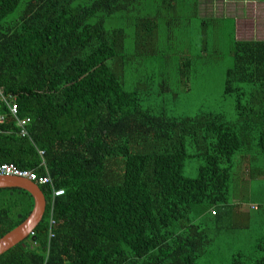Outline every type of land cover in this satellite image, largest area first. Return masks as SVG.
Instances as JSON below:
<instances>
[{"label": "trees", "instance_id": "obj_1", "mask_svg": "<svg viewBox=\"0 0 264 264\" xmlns=\"http://www.w3.org/2000/svg\"><path fill=\"white\" fill-rule=\"evenodd\" d=\"M183 2L27 0L14 16L20 0H0V89L29 118L22 138L0 101V164L52 180L43 218L0 264H264V41L234 39L222 87L233 115L175 117L143 105L141 80L125 88ZM112 17L122 25L106 27ZM191 64L178 59L179 80ZM33 205L0 188V238Z\"/></svg>", "mask_w": 264, "mask_h": 264}, {"label": "rangeland", "instance_id": "obj_2", "mask_svg": "<svg viewBox=\"0 0 264 264\" xmlns=\"http://www.w3.org/2000/svg\"><path fill=\"white\" fill-rule=\"evenodd\" d=\"M200 1L204 10L212 2V0ZM26 2L27 0H20L13 13L14 16L24 8ZM192 2L193 0H185L178 11L171 15L174 19L169 25H166L164 18L159 19V29L152 44L153 52H145L143 60L130 69L125 77V88L129 89L136 80H141L148 93V96L143 99V105L154 106V108L162 105L169 115L175 117H192L200 112H222L227 116L233 115L232 99H223L222 95L225 72L231 66L230 52L234 42L233 29L228 20L230 17L224 13L216 16L215 11H211L208 17L202 16L200 19L204 22L203 24L199 18L192 15L191 10L193 13L195 11ZM218 4L221 6V1ZM154 10L153 5L147 4L139 14H151ZM207 11L209 12V8ZM205 12L203 15L208 14ZM117 19L119 21V17L109 18L105 26H121L122 23L117 22ZM126 33L125 48L126 52L131 54L134 47L132 30L126 28ZM180 58L192 61L188 68L190 75L187 79H178L177 61ZM163 76L168 77V93L156 96L155 91L160 89L159 84ZM146 77L151 78L145 81ZM11 101L16 103L13 98ZM196 167V162L190 160L184 175L190 178L195 177ZM44 172L46 175L47 170L44 169ZM30 182L39 189L40 186L51 188L50 185ZM51 197L53 200L56 198L53 192Z\"/></svg>", "mask_w": 264, "mask_h": 264}, {"label": "crops", "instance_id": "obj_3", "mask_svg": "<svg viewBox=\"0 0 264 264\" xmlns=\"http://www.w3.org/2000/svg\"><path fill=\"white\" fill-rule=\"evenodd\" d=\"M197 2L195 13L199 19L208 17L211 11H215L216 16L220 13L229 16L235 40L264 41V0H212L205 7L206 12L201 1ZM204 12L208 14L203 15Z\"/></svg>", "mask_w": 264, "mask_h": 264}, {"label": "water", "instance_id": "obj_4", "mask_svg": "<svg viewBox=\"0 0 264 264\" xmlns=\"http://www.w3.org/2000/svg\"><path fill=\"white\" fill-rule=\"evenodd\" d=\"M0 188H19L33 199V209L17 227L0 238V255L26 240L44 216L46 201L43 193L34 183L17 177H0Z\"/></svg>", "mask_w": 264, "mask_h": 264}, {"label": "built area", "instance_id": "obj_5", "mask_svg": "<svg viewBox=\"0 0 264 264\" xmlns=\"http://www.w3.org/2000/svg\"><path fill=\"white\" fill-rule=\"evenodd\" d=\"M11 97H7L3 95V93L0 90V101L5 104L6 108L8 109V112L10 116L16 121V126L19 129L18 135L22 138L27 137L28 133L26 130V125L29 123V118L20 119L18 117V107L17 104L11 101ZM6 122V119L4 116L0 115V135H2V125H4ZM0 176L5 177H19V178H25L30 181L37 182L41 185H50L52 186L51 178L46 175L38 176L36 173L28 170H23L16 168L13 164H0ZM63 194L62 190H55L53 191V196L58 197Z\"/></svg>", "mask_w": 264, "mask_h": 264}, {"label": "bare ground", "instance_id": "obj_6", "mask_svg": "<svg viewBox=\"0 0 264 264\" xmlns=\"http://www.w3.org/2000/svg\"><path fill=\"white\" fill-rule=\"evenodd\" d=\"M0 115H2V114H0ZM3 116V115H2Z\"/></svg>", "mask_w": 264, "mask_h": 264}, {"label": "clouds", "instance_id": "obj_7", "mask_svg": "<svg viewBox=\"0 0 264 264\" xmlns=\"http://www.w3.org/2000/svg\"><path fill=\"white\" fill-rule=\"evenodd\" d=\"M1 90V89H0ZM2 92V91H1Z\"/></svg>", "mask_w": 264, "mask_h": 264}]
</instances>
